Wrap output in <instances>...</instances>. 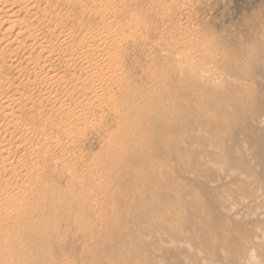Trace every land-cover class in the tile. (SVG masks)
Masks as SVG:
<instances>
[{
    "label": "rangeland",
    "instance_id": "374dc122",
    "mask_svg": "<svg viewBox=\"0 0 264 264\" xmlns=\"http://www.w3.org/2000/svg\"><path fill=\"white\" fill-rule=\"evenodd\" d=\"M69 1L66 0L65 4L62 0H42V8L51 3L57 13L61 11L70 15V21L68 19L65 23L51 24L50 16L35 20L31 15L35 11L30 13L25 2L24 5L23 2L15 4L11 9L18 17L14 20L26 23L27 28L38 29L40 42L51 43L52 51L59 50L61 44L56 40L57 34L63 31L69 35L78 32L71 36L77 38L76 43L79 44L90 30L106 35L102 28L104 25L114 24L112 29L129 27L138 30V39L142 41L138 46L130 44L128 58L123 66L119 64L123 69H130H124L129 71V81L141 78L145 74L143 72L151 68L150 64L154 65L149 59L152 55L162 58V65L166 67L168 53L174 52L175 58L183 61L184 68L191 66L196 69L201 88L195 93L180 88L183 104L175 134L163 138L158 147L143 148L141 156H137L138 162L126 170L118 155L117 146L121 141L113 136L114 128L119 126L114 109L120 110V106L119 103L117 108L110 105V99L117 94L115 85L108 81L109 62H85L86 57L91 59L100 50L99 46L90 48L80 43L69 53L75 59L81 55V60L71 66L60 59L47 60L48 55L40 57L38 51L29 47L32 42L27 34L20 39L26 42L25 47L22 45L23 48L17 49L16 44L8 47L15 33L3 37L4 32H0V50L9 51L5 54V61H1L6 68L4 76L9 80L7 87L0 88L1 95L21 100L26 108L31 103L29 109L35 105L37 111L34 106L30 110L34 109L32 112L28 111V117L33 116L37 122L29 123L28 127H38L34 128L38 136L41 131L42 134L48 133L44 134L49 140V143L45 141L47 150L51 145L68 150L67 154H61L64 149L61 151L59 147L54 150L61 161L55 160L56 166L51 158L38 161V168L43 163L42 167L46 169L41 167L40 172H47L42 179L51 188L49 191L53 192L54 200L59 197L66 202L69 200V205L62 211L58 210L60 213L51 221L55 252L52 264H264V0H126L127 3L122 0L125 4L121 0L114 3V0H88V4L86 0H72L77 5L71 2L68 6ZM84 1L86 4L81 9ZM98 7H101L100 14L96 12ZM104 10L110 11V16ZM113 16L115 21L108 22ZM157 46L162 49H157ZM186 57L190 60L187 61ZM34 63L38 64L37 68ZM42 65L53 71L52 74H39ZM66 65H70L69 68ZM88 65L91 68L87 69L92 70L86 72L85 66ZM95 66L101 74L96 72ZM90 72L97 73L99 79L94 77L89 85L85 83L91 79ZM54 74H57L56 84L50 83L46 87L33 84L34 81L42 84L44 77ZM105 82L110 85H105ZM91 89L93 92L89 91ZM1 112L10 113L0 104ZM13 112L18 116L19 125L28 121L19 107H15ZM121 114L125 115L126 111ZM7 124L2 115L0 147L4 145L7 150L12 149L9 151L14 156L9 161H4L6 155L0 157L4 164L0 162V216H5L6 220L13 211L4 200L6 192L11 198L21 189L31 193L30 187L37 188L31 186L29 177L24 176L26 167L17 172L18 163L20 160L23 162L25 153V149L19 148L17 139L21 142L26 139L15 135ZM42 125L43 128L40 127ZM71 132L73 136H70ZM115 139L116 145H110ZM35 142V138H30L28 147L35 146ZM74 156L81 158L82 165L73 161ZM8 163L10 166H5ZM61 164L70 166L72 174L79 171L78 186L71 184V174H67ZM16 172L19 175L15 176ZM81 172L83 175L85 172L84 178ZM33 191L39 194L40 187ZM82 191L85 192V200H77V193ZM48 194L40 193L38 197L45 201V205L38 209L30 208L31 212L28 209V214L36 220L48 221V199L51 197ZM44 197H47V202Z\"/></svg>",
    "mask_w": 264,
    "mask_h": 264
},
{
    "label": "bare ground",
    "instance_id": "6f19581e",
    "mask_svg": "<svg viewBox=\"0 0 264 264\" xmlns=\"http://www.w3.org/2000/svg\"><path fill=\"white\" fill-rule=\"evenodd\" d=\"M63 1L65 2L66 0H62V2ZM86 1H87V4H88V0H86ZM104 1H106V0H104ZM117 1H119V0H117ZM117 1L114 0L112 2V0H111L112 3L117 2ZM127 1H126V3H127ZM21 2H23V5H24V2L27 4L26 5L27 6V10H29L30 13L33 12V11H35L31 15H33L34 18H35V20H37V21L40 20V19L42 20V17H45V19H47V18H49L48 16H50L51 24L52 23H55L56 24L58 21H60V22L62 21V22L65 23V21L70 18L69 17L70 15L69 16L64 15V14H62L61 11L59 13H57L56 9H54L51 6L52 5L51 3L48 4L47 6H44L45 8L44 7L42 8V0H4V1L1 0L0 1V32H4L3 33L4 34L3 37H7V35H9V34L15 33V36L11 38L12 40H11V43L8 45V47H11L13 44H16L17 49L23 48L22 45H24V47H25L26 42H23V40H20V39H23L24 36H26V34H27V35H29V39L32 42V43L29 44V45H31L29 47H31L32 50H34V51H38L39 54L38 53L37 54L40 55V57L43 56V55H48L47 60L60 59L59 61H64L65 64L66 63L67 64H71V66H72L73 64H75L76 62H78V61L81 60V57H80L81 55L80 56L78 55L77 56V59H75L69 52L71 50L74 51V48L76 46H78L80 43H84L86 46L88 45V47L94 46V45L95 46L96 45L99 46L100 50L99 51H96L94 53V55L91 57V59H87V57H86L85 58L86 59L85 62L87 61L86 62L87 64L93 63V61H98V63H102V64L103 63L105 64V63H108L109 62L108 66H107L108 73H109L108 81L110 83H112L113 85H115V89L114 90L116 91V94L118 95V97L116 95V97L114 96L113 98L110 99V105L111 106L114 105V107L117 108V103H119V106H120V110L119 109H114L115 110L114 114L118 117L119 126L116 127V128L113 127L114 129H116V130L113 131V136L115 138L118 137L119 138L118 140L121 141V144L117 146L118 147V155L121 156L120 158L122 160V165L126 168V170H128L129 168H131L132 165H134L135 161L139 160L138 158L141 156L143 148L158 147V145L161 143V140L163 138H165L167 135H174L175 134V132H176L175 126L179 123V121L181 119V109H180V107H182V104H183V102L181 101L180 95H179L180 88H186L190 92H193V93H195V91L198 88H201V82L198 80L199 74H197V72L195 71L196 69L194 70L191 66L190 67H187L186 66L187 68H184L183 65H182V62L183 61H180L179 59L175 58L174 52L168 53L170 55L167 56V61H165L166 62V67H163V65H162V61H163L162 58H160L159 56H156V55H152L151 54L152 56L149 59L154 63V65L151 66V64H150L151 62L148 63V65L150 64V67L151 68H148L147 67L148 69L145 70V72H143L145 74H143V76H141V78L132 80L134 82H131V80L130 81L128 80V77H130V75H127V72H129L128 70H130V69H128L126 66H124V67H126L128 69L127 72H126L124 70L126 68L123 69L121 66H123L122 63L124 62V60L128 58V52H127L128 46L130 44H135L133 46H136V45L138 46L140 44V42L142 41V39H138L139 36H140V33L138 32V30L136 31V30L130 29L129 27H127V28L126 27H119V28H116V29L115 28L112 29V26L114 24H111V25L106 26V25H104V23H105L104 22L105 20H104L103 21L104 23L102 22L103 25H104L102 28L104 29V32H105L106 35H99L98 32H96V30H90V31H88V33L85 32L86 33V34L84 33L85 35L83 34L84 36L82 37L81 42L79 44H77L78 43V42L76 43V41H77L76 39L77 38H74V37L71 36L75 32H73L72 34L69 35L68 32L63 31V32L57 34L58 35V38L56 37L57 38L56 40H58V42H60V44H61L59 46V50H58V48H57L58 46H57L56 48H57L58 51H56V50L55 51H52L53 50V46L51 45V43L48 44V43H41L40 42V35H39V30L38 29H35L34 30L33 27L32 28H27L26 27L27 26L26 23H21V22H19V20H17V21L14 20V18L17 17V14L13 11L14 9H11V8H13L15 6V4H21ZM48 2L49 1H47V3ZM71 2H72V4L75 3L72 0H70L68 2V6H69V4H71ZM111 2L109 3L110 4L109 8L112 5ZM84 3L86 4V2L84 1L82 3V6L80 5L81 6V9H82ZM57 4H59V3H57ZM65 4H66V2H65ZM65 4H64V6H65ZM78 4H79V2H78ZM115 4H117V3H115ZM122 4H125V3L123 2ZM76 5H77V2L75 3L74 6H76ZM62 7H63V5H62ZM101 7H102V5H101ZM101 7H98V10L101 9ZM55 8H56V6H55ZM58 10H59V8H58ZM98 10L96 12H98L100 14V10L99 11ZM113 10H115V9H113ZM88 11H90V9H88ZM105 11L106 10H104V12ZM106 12H108V11H106ZM109 12H108V14L110 16V13ZM14 13L16 14V16H15ZM20 13H18V14H20ZM72 13L74 14V12H72ZM79 13H78V15H79ZM112 13H113V11H112ZM115 13L116 12H114V14ZM73 14H72V16H73ZM118 15H119V13H118ZM114 16H113V19H111V20L108 19V22L109 21L110 22H113L112 20H114V18H116ZM135 16H136V18L138 17V15H135ZM97 17H100V16H97ZM118 17H120V15ZM130 18H132V16ZM79 19L81 21V18H79ZM104 19H106V18H104ZM133 19H134V17H133ZM137 19L139 21V18H137ZM50 21H49V23H50ZM69 21H70V19H69ZM138 21L136 22V24H138ZM18 22L21 23V24H19ZM44 22H46V21H44ZM85 22H86V20H85ZM85 22L83 21L82 23H85ZM47 23H48V21H47ZM82 23H81V25H82ZM133 23H135V19L133 20ZM22 24H25V27L26 28L23 27L24 25H22ZM146 25L148 26L147 23H146ZM135 26H137V25H135ZM138 27H139V25H138ZM143 27L144 26H142V28ZM34 28H37V26H35ZM89 28H92V27L90 26ZM82 30L85 31V29H82ZM74 31H76V30L74 29ZM97 31H98V29H97ZM147 31H149V30H147ZM77 33L78 32H76L75 34L77 35ZM147 34H149V32ZM148 37H149V35H148ZM25 40H27V37L25 38ZM0 42H2L1 39H0ZM149 42H151V41H149ZM147 44H148V42H147ZM56 45H58V44L56 43ZM161 46H163V45H161ZM54 48H55V46H54ZM137 49H135V50H137ZM157 49L161 50L162 47L157 46ZM8 52L9 51L0 50V88L1 87L2 88L7 87V82H9V80L6 79V77L4 76V73H5L6 68L2 66V62H1V61H5V58H6L5 54L8 53ZM55 52L57 54L56 58H55ZM162 52H164V51H162ZM75 55H77V53H75ZM132 55H133V53H132ZM182 55H184V54H182ZM30 56H31V54H30ZM44 57H46V56H44ZM186 58H187V61L190 60L188 57H186ZM40 59H42V58H40ZM131 59H134V57H131ZM140 59H139V61H140ZM45 60H46V58H45ZM139 61H138V63H139ZM35 64L36 63H34V65ZM66 66H68V65H66ZM69 66L67 68H69ZM89 66L91 68V65L85 66L86 67L85 68V71L86 72H87V70L88 71H91L92 70V69L89 70L90 68L87 69V67H89ZM34 67L37 68L38 67V64L35 65ZM96 67L97 66H95V68ZM139 68H141V67H139ZM93 70L95 71V69H93ZM96 70H97L96 72H99L98 71V68H96ZM52 72L53 71L48 70L47 69V66H45V65H42V67L39 69V74H42L43 76L45 74H50V73L52 74ZM58 74H61V73H58ZM98 74H101V73L99 72ZM98 74L97 73H91V77H90L91 79H89L85 84H89V82H91L92 79H94V77H96ZM56 75L54 74L52 76L50 75V76L44 77V79L41 80L42 84L39 83L38 81H34L33 84H39L40 86H43V87L48 86L50 83L51 84L52 83L53 84H56V77H57ZM58 78H60V75H59ZM61 78H62V76H61ZM97 78H98V76H97ZM98 79H96V80H98ZM104 79L105 78H103V81H104ZM80 80H78V81H80ZM84 81H86V79ZM103 81H101V82H103ZM59 83H61V82H59ZM110 83L109 84H106V82H105V85H110ZM77 84H78V82L76 83V85ZM85 84L83 86H85ZM93 84H94V82H93ZM57 85H59V84H57ZM91 85H92V83H91ZM52 86L55 87V85H52ZM43 87H42V89H43ZM81 88H79V89H81ZM39 89H40V87H39ZM3 91L6 92V93L9 92L8 90H3ZM89 91H92L93 92V89H91ZM1 92L2 91L0 90V104L1 105H4L5 108H6V110H9L10 113L1 112L0 113V119L2 118V115H3V117L8 122V124L6 126L8 128L13 129L14 132H15L14 134L15 135H19V137L22 140L26 139L25 142H21L20 139H17L18 142H19V144H20L19 148L22 147V149H25V153H23L24 154L23 155L24 156L23 162H21L22 160H20V158H19L20 161L19 160H17V161L14 160L16 162L19 161L18 165L20 167L19 168L17 167L18 168L17 172H19V173L22 172V169H24V167H26L24 169L25 170V175L24 176L29 177L31 179V183H32L31 186H33V187L36 186L37 188L40 187V192H38L39 194H36L33 190L35 189V191H36L37 188L32 189V187H30L32 194L29 191H26L25 189H21L19 192H17L18 194H16L14 197H12L13 196L12 195L11 198H10L9 195H7V192L5 194L6 196L5 197L3 196L5 198L4 200H6V204L8 203V206H10V208L13 211H10L12 213H11V215L9 213L10 217L8 218V220L5 219V216H0V264H52V260L54 258L55 252H54V243H53V239H52L53 227H52L51 221H52L53 217L57 213H60V212H58V210L59 211H62L61 209L65 208L64 206H66V205L68 206L69 205V200H68V202H66L65 199H63V200L59 199L60 197L58 198L59 200L56 199V198H55L56 200H54V197H52L53 196L52 195L53 192H50L49 191V189H51V188H49L48 186H46L45 182L43 183V181H46V180L42 179V176L44 175V177H45V175H46L47 172L46 173L45 172H42V174H41L40 169L43 166V163H42L41 167L38 168V164H39L38 161H40V160L42 161V159H44V161H45L48 158H51L50 160H53V164H54V161L55 160H57V162L58 161L61 162L60 161V158H59V155L57 156L54 153V152H56L54 150L57 147H59L60 150L61 149H64L63 151L61 150L62 151L61 154H67L68 153V150L67 151L65 150V148H66L65 146H64L65 148H61L60 146H56V145H51L48 148V150H47L45 147L47 146L46 145L47 144L46 142H48L49 140H48V138L46 139L47 136H45V135L48 134L47 132H45L46 130H44V132H45L44 134L45 135L42 134L41 133L42 131H41L40 132V136H38L37 134H35L36 133L35 131H37V130H34V128H37L38 129V127H35L33 125L30 126V127H28L29 126V123L32 122L31 124H34V121H36V120H34V117L33 116H31L30 118L28 117V111H30L35 105L32 108L29 109L30 104H31L30 103L29 106H28V108H26V106L24 105V103L23 102H20L21 100L20 101H18V100L16 101L13 98H6V97L4 98V96L1 95ZM49 92H51V91H48V93ZM73 93H75V91ZM73 93L71 95H73ZM98 94H101V93H98ZM20 95H22V94H20ZM96 98H99V97L96 96ZM103 98H104V96H103ZM31 100L32 99H29V101H31ZM15 107H19V111H21L22 113H24L25 117L27 118L28 121L25 122V124H22V125H19L18 124V122H17V117L18 116L13 112ZM35 108H36V106L34 107V109ZM63 110L65 111V108ZM123 110L126 111V114L125 115L124 114L123 115L121 114V112H123ZM32 111H30V112H32ZM36 111H37V108H36ZM67 111H68V109H67ZM38 112H40V111H38ZM42 113H43V111H42ZM64 113H66V112H64ZM45 115H47V114H45ZM69 116H71V115L69 114ZM40 118H41V115H40ZM23 119H25V118L23 117ZM110 120H111V118H110ZM75 121H76V119H75ZM108 121H109V119H108ZM38 122L40 124V121L39 120H38ZM50 122H52V121H50ZM107 124H109V122ZM43 125L40 126V127L43 128ZM36 126H38V124ZM106 126H104V127H106ZM112 126H111V128H112ZM72 128L73 127H71V129H69V130H72ZM55 129H54L53 132H55ZM112 129H110V131H112ZM73 130H75V129H73ZM78 132H80V131L77 130V133ZM51 133H52V131H51ZM81 133L83 134V132H80V135H81ZM103 133H102V135H103ZM108 134H110V133H108ZM49 135H53V134H49ZM68 135H69V133H68ZM73 135H74L73 132H71L70 136H73ZM0 136H1V134H0ZM76 136H77V134L75 135V137ZM30 138L31 139H34L35 138L37 140V143L35 142L36 143L35 146H33L34 145L33 144L30 147H28V145L30 144L29 143ZM50 138H52V137H50ZM100 138H102V137H100ZM125 138H127V139H125ZM2 139H4V138H2ZM4 140L6 141V139H4ZM115 141H116V139L113 140L112 142H110V145L114 146ZM0 143H2V141H0ZM118 143H120V142H118ZM57 145H60V144H57ZM115 145H116V143H115ZM3 146L0 147V157L2 158V156L6 155V158L4 159V161L5 160L9 161L11 159H14V156H11V153H10V151L12 149L11 150L9 149L10 150L9 151V150H7L6 147H3ZM108 146H109V144H108ZM151 149H153V148H151ZM16 153L17 152H15V154ZM15 154H13V155H15ZM137 156H138V158H137ZM16 158L17 157L15 156V159ZM80 160H81V158H79L78 156L77 157L76 156L73 157V161H77L79 164L82 165V162L83 161L81 162ZM49 162H51V161H48V163ZM63 162H64V160H63ZM48 163L45 162V164H48ZM7 165L10 166L9 163L6 164L5 166H7ZM49 165H50L49 167H51V164H49ZM61 165H63V164H61ZM12 166H13V164H12ZM63 167H64L65 172H67V174L68 173L71 174V178H72L71 184H73L74 187H75V185H77V182L81 178V177L77 178L78 177L77 175H78V172H79L78 170L79 169L77 170V168H76V170L78 172H76V173L73 172L74 174H72V170L73 169L71 170V167L70 166L69 167L68 166L65 167L63 165ZM55 168H57V167H55ZM79 168H80V166H79ZM13 169L15 170L16 168H13ZM43 169H45V168H43ZM83 169L86 170V168H83ZM8 171H10V170L8 169ZM8 171H6V172H8ZM41 171H42V169H41ZM3 172H5V171H3ZM3 172H1V173H3ZM17 172H16V175L15 176L19 175V173L17 174ZM57 172H59V171H57ZM85 172H84V175L81 172L82 175H83V178L85 176ZM9 174L11 175L12 173H9ZM23 174H24V172H23ZM37 175H38V177H36ZM71 178H70V180H71ZM33 179H34V181H33ZM65 180H66V178H65ZM65 180H63V181H65ZM70 180H68L67 182H69ZM85 180H87V179H85ZM59 182H61V180ZM59 182H58V186H59ZM81 182H83V179H82ZM29 183H30V181H29ZM84 183L87 184L88 182L84 181ZM63 184L65 185L64 182L62 183V186H64ZM49 186L51 187V185H49ZM67 186L69 187V185H67ZM77 186H76V188H78ZM22 187H24V186H22ZM68 187H66V188H68ZM74 187H73V189H74ZM7 188H8V186H7ZM79 189L81 190V187ZM70 190H72V188H70ZM75 190H77V189H75ZM80 190H78V191L80 192ZM71 192H73V191H71ZM40 193H41V195H44L45 193H47V194L48 193H51L50 195L49 194L48 195H49V197L51 196L53 198V199H51V197H50L51 200L48 199L49 200V203H48V208H47L48 209V221L47 222H44L45 220L44 221L43 220L42 221H39V219L36 220V218H34V217L30 216V214H28L30 208H33V209L34 208H37L38 209V208L42 207L43 205H45V204H43V203H45V201L42 202L41 201V197L38 198L39 195H40ZM74 194H75V192H74ZM74 194H73V196H74ZM84 196H85V192L82 191V193H79V194L77 193L76 198H78L77 200L83 201V200H85L84 199ZM47 197H44V199L46 200V202L48 201L47 200ZM79 204H81V203H79ZM14 210H16V211H14ZM30 212H31V210H30Z\"/></svg>",
    "mask_w": 264,
    "mask_h": 264
}]
</instances>
